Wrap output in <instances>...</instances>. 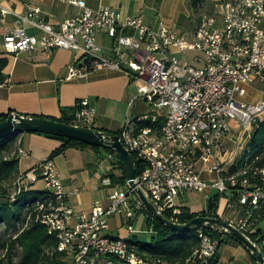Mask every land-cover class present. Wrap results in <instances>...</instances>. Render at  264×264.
<instances>
[{"label":"built area","instance_id":"obj_1","mask_svg":"<svg viewBox=\"0 0 264 264\" xmlns=\"http://www.w3.org/2000/svg\"><path fill=\"white\" fill-rule=\"evenodd\" d=\"M73 3L80 11L57 27L37 8L17 13L0 7L1 19L9 14L16 24L2 32L5 52L73 51L79 57L68 67L66 79L84 78L99 68L123 70L135 85L136 97L146 103L143 112L126 117L118 131L124 149L139 162L135 187L157 211L172 214L179 212L180 195L214 190L219 201L212 213L244 235H255L264 218V166H252L248 143L264 120V100L247 102L244 96L247 85L264 79V0H219L212 13L199 18L190 38L162 22L154 28L109 7L91 9L83 1ZM99 34L109 44L98 43ZM94 115L87 99H81L69 125L93 128ZM231 135L228 149L223 139ZM18 155L27 157L28 152L19 149ZM242 158V166L232 171ZM206 174L215 177L206 179ZM38 179L47 198L36 202L35 221L56 239L54 250L65 264H170L143 258L128 238L108 233L110 216L120 217L131 233L136 214L145 215L126 183L115 185L106 207L94 203L87 211H77L67 203L50 160L21 173L17 183L25 190L23 181ZM102 183L110 185L111 180L104 178ZM205 214L206 210L197 216ZM206 227L198 228L200 245L187 264L193 260L209 264L228 234L216 226ZM254 243L261 249L263 242L256 238Z\"/></svg>","mask_w":264,"mask_h":264},{"label":"crops","instance_id":"obj_2","mask_svg":"<svg viewBox=\"0 0 264 264\" xmlns=\"http://www.w3.org/2000/svg\"><path fill=\"white\" fill-rule=\"evenodd\" d=\"M73 1H83L85 6L91 9L109 7L123 17L137 16L144 24L154 28L162 22L176 31L178 30L175 24L179 15H185L187 11L179 12V3L185 4L184 0H0V7L17 13H22L27 7L37 8L47 22L57 27L63 20L80 11ZM15 25L9 14L2 19L0 15V57L7 59L2 71L3 84H0V114L43 116L52 119L62 116L71 118L75 103L87 99L95 111L93 128L117 132L126 117L132 119L143 112L138 108V103H135V85L129 81L123 70L99 68L84 78L66 79L68 67L79 57V54L73 51L33 50L8 55L2 45V32L13 29ZM28 32L38 35V31L33 29ZM96 39L103 45L110 42L103 34L97 35ZM245 90V101L255 103L264 100V79L253 81ZM230 137L232 135L223 139L228 149L232 148ZM16 143L18 149L28 152L27 157L18 156V172L30 173L43 161L50 160L61 179L67 203L77 211H87L94 203L106 207L110 202L108 196L115 189V185L123 186L125 183L118 180L120 169L115 157L111 159L115 156L113 154H96L67 148L50 158L51 153L61 146L62 142L42 133H21ZM214 177L213 174L204 175L206 179ZM104 178H109L111 184L104 185ZM22 185H25V190L44 191L41 179L30 184L23 181ZM214 194L216 193L211 189L187 192L180 195L178 202L180 208H188L191 213L199 214L207 209L209 199ZM186 196L188 199L185 202L182 199ZM129 199L132 200L133 197L130 196ZM107 222L108 233L112 236L130 238L137 234L127 230L124 235L120 234V230H124L122 219L116 215L110 216ZM256 231H264V219L258 223ZM147 232L150 237L151 233ZM223 247L219 251L216 264L253 263L249 253L238 243L228 240Z\"/></svg>","mask_w":264,"mask_h":264},{"label":"trees","instance_id":"obj_3","mask_svg":"<svg viewBox=\"0 0 264 264\" xmlns=\"http://www.w3.org/2000/svg\"><path fill=\"white\" fill-rule=\"evenodd\" d=\"M187 18L184 15L179 16L176 25L180 26L182 20ZM6 64L7 59L0 57V83L3 80L2 71ZM9 115L10 113L0 114V121L5 120ZM38 117L47 118L43 116ZM47 119L64 124L70 123V118L66 116H62L59 119ZM111 133L118 135L119 132ZM45 135L62 142L61 146L51 153L50 158L67 148L91 151L96 154L99 152L104 153V155L113 154L120 169L118 180L122 181L125 179L121 161L113 150L55 135ZM17 137L18 135L0 139V264H65L62 254L54 250L56 239L47 233L46 228L42 224L35 221L36 202H43L47 198V192L21 189L20 191L16 190V194L13 195L12 200L10 198L11 181L20 176L17 169L19 149L18 146H14ZM248 146L250 148L249 161L253 159L252 166H264V120L259 128L251 134ZM11 152H13L12 155H9ZM131 156L134 160L136 172L138 173L139 162L133 153ZM243 163L244 159L242 158L238 162L237 167L232 168V171L241 167ZM5 184H7L8 188ZM218 201V194L210 197L205 216L216 217L212 211L216 209ZM162 215L171 221L186 223L196 217L198 213H191L188 208L182 207L176 214H172V211L167 210L163 211ZM145 225L147 231L151 233L148 240L138 239L137 236H132L127 239L131 245L136 247V253L143 258H160L170 264H175L186 260L200 245V240L197 237V227H192L189 230L181 232H174L165 226L162 221L152 217L147 211L145 212ZM204 230L208 231V227ZM249 237L253 241L258 238V243L263 242L260 250L264 254V231H256L255 235ZM228 240H232L244 247L241 242L229 234H227L221 245ZM16 249H20V256L17 257V261L15 262L14 258L16 255L14 251ZM246 251L249 253L247 249ZM249 255L251 256L253 264H257L253 256L250 253ZM217 261L218 254L215 253L214 257L209 261V264H216Z\"/></svg>","mask_w":264,"mask_h":264},{"label":"water","instance_id":"obj_4","mask_svg":"<svg viewBox=\"0 0 264 264\" xmlns=\"http://www.w3.org/2000/svg\"><path fill=\"white\" fill-rule=\"evenodd\" d=\"M21 133L50 134L113 150L121 161L126 185L138 196L143 207L152 217L162 221L165 226L174 232L189 230L192 227L205 228L209 225L221 228L241 242L257 264H264V254L254 241L217 217L196 216L186 223H178L166 219L162 213L155 209L143 192L135 187L136 169L134 160L131 154L124 149L118 135L94 128L64 124L47 118L26 117L17 114H10L5 120L0 121V139L10 138Z\"/></svg>","mask_w":264,"mask_h":264},{"label":"rangeland","instance_id":"obj_5","mask_svg":"<svg viewBox=\"0 0 264 264\" xmlns=\"http://www.w3.org/2000/svg\"><path fill=\"white\" fill-rule=\"evenodd\" d=\"M194 1L195 0H184L185 4L183 2L179 3V8H180L179 12L182 13V11L187 10L186 14L184 16L188 17V18L182 20V23H180V26L175 24L177 26L176 27L177 30H178L177 32H179L180 34H185L186 36H188V38H190L189 37L190 36L189 33H191L192 30L196 27V24H197L199 18L203 14L212 13L214 11V9H215L216 4L219 2V0H197L195 3H194ZM181 15H179V16H181ZM135 90L136 89L133 88V91L136 94ZM135 103H138L139 107L138 106L137 107L141 108L142 111L146 107V103L143 102V100L141 98H137ZM14 146H17V143H15ZM229 147H231V146L229 145ZM12 153L13 152H11L9 155H12ZM113 157H115V156H112L111 159H113ZM17 179L18 178H15L13 181H11V185H10L11 186V188H10V198H11V200L13 199V195L16 194V190H18V189L21 190V187H19V184L17 183ZM119 181H121V180H119ZM124 181H125V179L122 180L121 183H123ZM5 186L8 188L7 184H5ZM20 190H18V191H20ZM184 198L185 199H182V200H185V202H186L187 201L186 199H188V197L186 196ZM136 215H137L136 219H135V221H133V223L131 225L132 228H133V231H134L133 233H137L136 236L138 237V239L148 240L149 239V234L147 232V228H146V225L144 223V215L141 212H138ZM121 225H122V228L124 230L121 229L120 230V234L124 235L126 233L125 230H127V224L126 223H122ZM112 226H114V225H112ZM211 232L213 234H215V235L218 234L216 231H211ZM223 246H224V244H222L219 247V249L216 252V254H219L220 249L224 248ZM14 253L16 255L15 258H14L15 262H16L17 261V257L20 256V249H16L14 251ZM0 257H1V255H0ZM186 260H184L183 262H177V263L178 264H187ZM195 262L193 260V261H190L189 264H194Z\"/></svg>","mask_w":264,"mask_h":264}]
</instances>
